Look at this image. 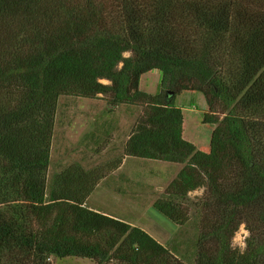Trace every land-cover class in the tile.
Listing matches in <instances>:
<instances>
[{
  "label": "trees",
  "instance_id": "1",
  "mask_svg": "<svg viewBox=\"0 0 264 264\" xmlns=\"http://www.w3.org/2000/svg\"><path fill=\"white\" fill-rule=\"evenodd\" d=\"M150 71L153 95L139 90ZM183 90L215 124L205 153L181 137ZM61 96L141 108L122 152L182 165L152 209L173 226L193 216L192 264H264V0H0V264H184L175 238L84 205L94 170L47 181Z\"/></svg>",
  "mask_w": 264,
  "mask_h": 264
},
{
  "label": "rangeland",
  "instance_id": "2",
  "mask_svg": "<svg viewBox=\"0 0 264 264\" xmlns=\"http://www.w3.org/2000/svg\"><path fill=\"white\" fill-rule=\"evenodd\" d=\"M160 80L161 77L157 71H150L141 76L139 90L153 95L158 91ZM101 82L106 83L103 80ZM170 99H173V104L181 109L182 139L191 143L195 151L207 152L209 136L215 124L202 123V116L207 112V104L202 93L183 90L177 94H172ZM140 112V107L118 106L110 109L100 98L88 100L67 96L59 97L56 103L49 146L47 181L49 182L53 175L72 164L78 165L83 169H92L95 173H98L97 175L106 174L118 162L117 158L121 156V150H123V145L127 140L126 137L128 138L131 133ZM88 132L96 134V142L90 145L89 152L83 151L84 156H82L83 152L80 150L83 137ZM145 164L140 169L141 172L144 171L145 173L141 181L148 185L150 184V188L146 190L141 188L142 191L140 192H145L148 200L153 201L159 198L163 191L162 189H164V186L174 176L180 166L158 161L157 190L155 189V182L147 181V178H152L154 175L156 161H148ZM104 182H107V180ZM104 193L101 191L99 194L102 198L100 201H103L102 203L105 206L107 201L102 197ZM200 193L201 191L198 190L191 193L190 197L198 196ZM88 205H91L90 201ZM152 219L158 220V222L150 221L135 223V225L150 231L153 235L156 234L158 243L165 247H168L170 240L175 238L178 243L176 244L178 246L176 255L184 264H192L194 256L193 245L196 237L193 216L182 226H173L160 216L153 215ZM231 244L233 248L241 251L239 244L233 243V238ZM49 262L50 264H94L89 260L71 257L58 259L53 256L49 257Z\"/></svg>",
  "mask_w": 264,
  "mask_h": 264
},
{
  "label": "crops",
  "instance_id": "3",
  "mask_svg": "<svg viewBox=\"0 0 264 264\" xmlns=\"http://www.w3.org/2000/svg\"><path fill=\"white\" fill-rule=\"evenodd\" d=\"M140 81L141 77L139 80V84ZM95 142L96 134L94 132H88L83 137L82 147L80 151H85L86 153L89 152L88 149L91 148L90 145ZM82 156H84V152L82 153ZM117 160L118 162H116L113 167H111L107 171L106 174L103 173L100 179L96 182L91 193L86 198L84 205L91 211L109 216L113 219L125 222L134 227H137L135 223H144L150 221L158 222V220L152 219L153 215L160 216L156 211H154V209H152V203L155 200L149 201L148 197L145 195V192H140L142 190L150 188V184L148 185L147 183L141 181V178L144 177L143 175H145V173L144 171H140V169L146 165L145 162H148L149 160H141L128 157L125 156L122 152L121 156H119ZM155 165L156 170H154V175L152 178H147V181L151 180V182H155V189L158 190V161H156ZM178 166H180L181 168L182 165ZM174 176L169 180V182L174 178ZM106 180L107 182H104ZM166 185L164 186V188L166 187ZM141 188L143 189L141 190ZM101 191L105 192L104 194H102V197L107 201L105 206L102 203L103 201H100V199H102L99 194ZM89 201L91 205H88ZM164 221L166 220L164 219ZM138 228L145 231L155 241L158 242V239H156L157 237L154 232L153 233L155 235H153L150 231H146L142 227Z\"/></svg>",
  "mask_w": 264,
  "mask_h": 264
},
{
  "label": "clouds",
  "instance_id": "4",
  "mask_svg": "<svg viewBox=\"0 0 264 264\" xmlns=\"http://www.w3.org/2000/svg\"><path fill=\"white\" fill-rule=\"evenodd\" d=\"M251 233L247 230L246 225L241 223L239 229L233 236V243L239 244L241 251L246 247L245 240L250 237Z\"/></svg>",
  "mask_w": 264,
  "mask_h": 264
}]
</instances>
